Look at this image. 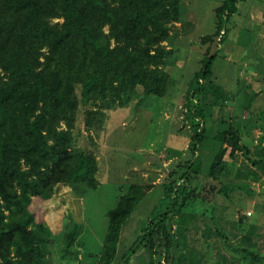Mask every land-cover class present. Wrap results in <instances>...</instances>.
Instances as JSON below:
<instances>
[{"label": "trees", "instance_id": "16d2710c", "mask_svg": "<svg viewBox=\"0 0 264 264\" xmlns=\"http://www.w3.org/2000/svg\"><path fill=\"white\" fill-rule=\"evenodd\" d=\"M249 1L224 0L216 9L217 32L203 38L208 51L190 84L193 91L185 96L194 131L192 156L169 173L140 237L118 259L123 228L145 198L144 186L120 189L96 255L82 254V227L72 226L66 216L56 234L45 207L59 186L70 187L81 198L100 186L98 159L79 148L75 135L82 107L85 128L99 130L104 111L134 102L140 107L149 98L168 95L167 58L173 53L172 30L184 17L183 0H0V264H52V251L60 254L55 264L69 259L84 264L90 258L93 264H133L140 252L150 256L149 264H156L157 256L158 264L162 257L166 264H186V257L177 261L175 252L186 243L197 205L214 209L217 196L241 187L222 177L231 175L229 160L251 153L240 128L223 124L218 132L212 130L217 120L204 102L229 26ZM217 39L219 49L212 54ZM246 95L249 115L263 94ZM208 141L214 142L208 143L214 156L204 170L200 150ZM260 145L255 165L264 174V137ZM238 176L243 178L242 172ZM252 176L260 181L258 173L244 179ZM252 234L245 242H252ZM238 252L246 260L262 261L253 249Z\"/></svg>", "mask_w": 264, "mask_h": 264}, {"label": "rangeland", "instance_id": "374dc122", "mask_svg": "<svg viewBox=\"0 0 264 264\" xmlns=\"http://www.w3.org/2000/svg\"><path fill=\"white\" fill-rule=\"evenodd\" d=\"M223 1L183 0L184 17L172 30V34L175 33L173 53L167 58L171 86L165 98H149L140 107L134 102L106 110L104 126L99 130H87L85 109L79 110L75 135L79 148L94 153L98 159L100 186L96 192L79 197L82 205L64 208L60 199L73 191L68 186H59L55 190L58 194L55 203L46 204L45 208L47 221L56 234L62 231L65 216L72 226L81 225L82 254L99 253L108 225L106 215L115 207L120 189L140 184L145 188V198L123 228L118 255L121 259L136 243L159 204L160 186L180 162L192 156L189 145L194 131L188 121L185 96L192 90L190 84L203 67L208 45H203L202 40L217 32L216 9ZM229 30L214 63L213 85L207 88L204 102L217 120L211 123L212 130L218 132L223 124L240 128L242 142L251 153L248 157L238 154L235 162L229 160L231 175L222 177L225 183L241 184V187L230 191L228 196H217L214 209L201 203L197 205V219L187 233L186 243L175 252L177 261L186 257V264L191 261L264 264V174L257 168L259 164L255 165L264 137V0L243 3ZM218 40L211 48L212 54L219 49ZM247 86H250L248 93ZM252 92L263 95L254 100L248 115L244 111L249 100L246 94ZM208 143L214 142L208 141L200 150L204 170L209 169L214 156ZM238 172H242L243 178H239ZM254 173L260 175V181H256L255 176L244 179ZM241 216L244 226L239 224ZM252 232V242H245L244 238ZM75 248L80 245L76 243ZM240 248L253 249L262 261L246 260L238 252ZM50 254L51 263H57L59 252ZM161 261L166 264L164 257ZM71 262L67 260V264ZM94 262L90 258L84 264ZM149 263L147 253L140 252L134 257L133 264Z\"/></svg>", "mask_w": 264, "mask_h": 264}, {"label": "crops", "instance_id": "0c3cea01", "mask_svg": "<svg viewBox=\"0 0 264 264\" xmlns=\"http://www.w3.org/2000/svg\"><path fill=\"white\" fill-rule=\"evenodd\" d=\"M56 194L57 193H55L53 199L51 201H49L47 204H51L52 205V203H55L54 201H56V200H54V199H56L57 196H58V194L57 195ZM66 199H67L68 202H65ZM60 201H61V205L63 206V208L67 207V206H72V204L73 205H79V204L82 205L81 198H79L74 192H71V193L69 192L66 196L61 198ZM48 222H49V220H48Z\"/></svg>", "mask_w": 264, "mask_h": 264}]
</instances>
